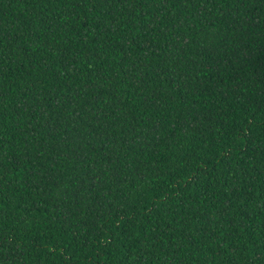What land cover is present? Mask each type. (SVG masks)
Listing matches in <instances>:
<instances>
[{
  "label": "trees",
  "instance_id": "16d2710c",
  "mask_svg": "<svg viewBox=\"0 0 264 264\" xmlns=\"http://www.w3.org/2000/svg\"><path fill=\"white\" fill-rule=\"evenodd\" d=\"M0 264H264V0H0Z\"/></svg>",
  "mask_w": 264,
  "mask_h": 264
}]
</instances>
